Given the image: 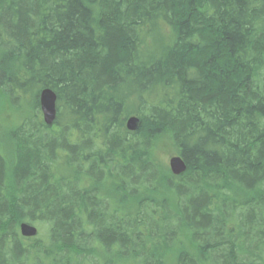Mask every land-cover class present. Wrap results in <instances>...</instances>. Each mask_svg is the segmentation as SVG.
<instances>
[{"label":"trees","instance_id":"1","mask_svg":"<svg viewBox=\"0 0 264 264\" xmlns=\"http://www.w3.org/2000/svg\"><path fill=\"white\" fill-rule=\"evenodd\" d=\"M2 101L0 264H264V0H0Z\"/></svg>","mask_w":264,"mask_h":264},{"label":"water","instance_id":"2","mask_svg":"<svg viewBox=\"0 0 264 264\" xmlns=\"http://www.w3.org/2000/svg\"><path fill=\"white\" fill-rule=\"evenodd\" d=\"M57 103V95L51 89H44L39 94L41 113L44 123L48 127H52L57 119ZM140 124V119L138 117L131 116L126 120V129L129 132H137L140 128ZM169 168L174 176H180L186 172L187 165L180 156H175L170 159ZM19 229L21 236L27 239L35 238L39 234L38 228L29 223H22Z\"/></svg>","mask_w":264,"mask_h":264},{"label":"rangeland","instance_id":"3","mask_svg":"<svg viewBox=\"0 0 264 264\" xmlns=\"http://www.w3.org/2000/svg\"><path fill=\"white\" fill-rule=\"evenodd\" d=\"M21 120V115L11 109L8 103L4 101L0 102V123H4L5 126L13 127ZM2 121V122H1ZM157 156L159 159L169 168V161L171 158L177 156L174 149L166 142L161 143L157 151ZM39 229L40 227L35 224Z\"/></svg>","mask_w":264,"mask_h":264}]
</instances>
